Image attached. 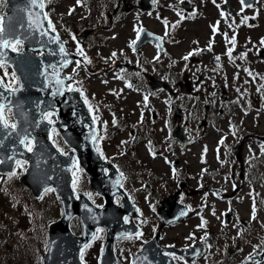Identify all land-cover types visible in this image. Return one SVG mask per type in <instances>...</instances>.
Listing matches in <instances>:
<instances>
[{"label": "rangeland", "instance_id": "1", "mask_svg": "<svg viewBox=\"0 0 264 264\" xmlns=\"http://www.w3.org/2000/svg\"><path fill=\"white\" fill-rule=\"evenodd\" d=\"M126 1L137 5L140 0ZM154 1L156 8L144 13L133 7L116 11L117 0H45L46 13L67 49L84 54L81 61L63 71L76 78L85 99L101 105L100 117L112 132L101 148L107 154L129 152L123 163V187L138 195L142 207L157 206L180 180L194 176L188 182L190 188L198 187V178L207 180V187L229 188L225 177L242 169L238 154L244 164L254 162L264 168V142L256 137L264 135V0H255L249 7L241 0H228L231 12L226 0ZM189 3V10L183 8ZM168 24L173 34L163 51L151 43L133 49L141 26L164 36ZM124 60L132 62L133 72L122 66ZM150 75L182 82L179 95L151 94ZM186 81L192 85L190 92ZM176 108L182 111L179 119L174 116ZM143 121L150 135L132 146L136 124ZM177 123L195 139L188 148H181L171 138ZM4 180L15 178L0 177V264H37L46 242L25 245L17 228L30 211L2 195ZM85 189L89 191L87 183ZM93 201L101 203L96 196ZM31 203L33 209L42 206L41 228L46 229L47 221L60 214L50 190ZM219 205L224 208L226 203ZM146 220L149 229L153 217ZM72 224L79 229L76 221ZM182 231V224L171 226L165 239L177 245ZM135 241L130 237L116 242L122 263L131 259ZM102 242L98 230L84 253L87 264H98Z\"/></svg>", "mask_w": 264, "mask_h": 264}, {"label": "water", "instance_id": "2", "mask_svg": "<svg viewBox=\"0 0 264 264\" xmlns=\"http://www.w3.org/2000/svg\"><path fill=\"white\" fill-rule=\"evenodd\" d=\"M7 1L6 9L9 13L4 29L12 41L22 40L27 50L8 57L20 84L13 92L12 99L7 102L14 111L12 127L8 126L0 113V170H10L16 159H24L28 166L20 177L23 183L29 185L36 195L47 185L57 191L61 216L49 224V242L42 257L43 264H84L80 258L81 249L89 242L98 226L106 231L100 264H120L114 255L113 240L133 230L123 223L121 217L127 200L123 197L120 206L113 203L114 195L120 193L118 171L98 155L94 144L97 128L92 115L76 91L66 90L65 80L69 76L61 75L62 66L73 57L79 59V56L67 52L64 42L50 29L49 20L43 11V0ZM242 1L249 6L254 0ZM140 6L143 10H150L152 1L142 0ZM147 40H155L160 44L157 36L142 29L140 39L134 46ZM40 48L49 53L32 54L31 49ZM0 61H6L5 56H0ZM52 67L54 70H51ZM150 84L164 86L175 95L168 84L155 80ZM52 109L57 118L55 122L49 123L43 115ZM85 124L88 127H84ZM52 126L59 128L63 140L76 150L92 186L105 198L101 207L91 203L82 194L73 197L70 188L72 153L62 155L53 146L50 135ZM173 137L182 146L188 142L181 127H176ZM28 138L34 143L29 151L25 149ZM104 166H108L107 175L103 173ZM75 215L81 225L78 235L69 228V220ZM142 254L138 253L131 264H158L145 263Z\"/></svg>", "mask_w": 264, "mask_h": 264}, {"label": "flooded vegetation", "instance_id": "3", "mask_svg": "<svg viewBox=\"0 0 264 264\" xmlns=\"http://www.w3.org/2000/svg\"><path fill=\"white\" fill-rule=\"evenodd\" d=\"M3 9L4 0H0V23ZM15 47L19 49L20 45L16 44ZM13 74L9 66L0 64V97L16 86ZM4 114L6 117L10 115V109L4 108ZM96 114L98 140L109 141L112 133L106 129V121L100 117L101 114L98 111ZM134 133L138 134L137 142L145 139V125H137ZM102 154L117 165L123 177L126 173L124 157L106 152ZM248 163L243 167L241 161L242 169L236 177L233 173L225 177L229 188H216L213 184L207 187V180L201 179L198 188L191 189L188 184L190 179L184 180L178 196L185 210L184 215L166 225L161 224L157 214L159 205L142 207L136 200L138 195L127 190L131 202L135 205L132 219L139 228L132 237L136 238L133 254L142 251L144 245L153 236L158 235V245L149 246L150 254L171 256L177 264H264V168L257 163L250 164L249 168ZM74 170L77 174L75 165ZM74 183L77 190H85L86 180L83 176L79 184L76 179ZM246 199L249 200L248 204H245ZM214 200L219 201L217 205ZM223 202L226 203L225 208L218 207ZM148 212L153 213V216L148 215ZM148 217H153V224L149 229L146 220ZM177 224L183 225V231L181 243L175 245V242L165 239V231Z\"/></svg>", "mask_w": 264, "mask_h": 264}, {"label": "trees", "instance_id": "4", "mask_svg": "<svg viewBox=\"0 0 264 264\" xmlns=\"http://www.w3.org/2000/svg\"><path fill=\"white\" fill-rule=\"evenodd\" d=\"M41 232H42V234L45 237V230L43 228L41 229ZM39 235H40V233L38 231V228H36V227L34 228V227H31V226L26 230V233H25V236H26L27 239L32 237V236H37L38 237ZM37 264H40V262L38 261Z\"/></svg>", "mask_w": 264, "mask_h": 264}]
</instances>
